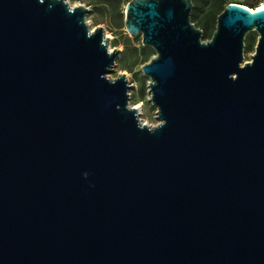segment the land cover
<instances>
[{
    "label": "water",
    "instance_id": "water-1",
    "mask_svg": "<svg viewBox=\"0 0 264 264\" xmlns=\"http://www.w3.org/2000/svg\"><path fill=\"white\" fill-rule=\"evenodd\" d=\"M193 6H126L150 126L87 7L0 0V264H264V7Z\"/></svg>",
    "mask_w": 264,
    "mask_h": 264
},
{
    "label": "rangeland",
    "instance_id": "rangeland-1",
    "mask_svg": "<svg viewBox=\"0 0 264 264\" xmlns=\"http://www.w3.org/2000/svg\"><path fill=\"white\" fill-rule=\"evenodd\" d=\"M72 7L83 5L89 9L87 21L91 29L103 27L106 36L109 38L111 50H119V56L113 66V72L109 74L111 79H117L119 75L125 74L130 85L129 104L132 107L142 105L138 110L139 117L143 123L156 126L160 120L157 108L150 101L151 91L149 83L151 78L145 75L143 66L156 56V51L150 46H144L142 34L132 37L125 27L126 6L131 0H66ZM217 0L194 1L192 10V22L203 30L204 40L211 39L217 24V18L221 14L218 10ZM230 3L239 4L249 8H257L264 5L259 0H225L224 6ZM254 33L256 41L259 34ZM250 33V34H251ZM257 44V43H256ZM248 51L245 47V62L251 61L255 53Z\"/></svg>",
    "mask_w": 264,
    "mask_h": 264
},
{
    "label": "trees",
    "instance_id": "trees-1",
    "mask_svg": "<svg viewBox=\"0 0 264 264\" xmlns=\"http://www.w3.org/2000/svg\"><path fill=\"white\" fill-rule=\"evenodd\" d=\"M194 1H197V0H194ZM224 2H225V0H217V2L215 3V4H218V10H221V13L224 11V9L226 7V6H224ZM256 43H257V41H256V37H255L254 33L249 34L246 38V49L248 51L253 50L254 46H256Z\"/></svg>",
    "mask_w": 264,
    "mask_h": 264
},
{
    "label": "bare ground",
    "instance_id": "bare-ground-1",
    "mask_svg": "<svg viewBox=\"0 0 264 264\" xmlns=\"http://www.w3.org/2000/svg\"><path fill=\"white\" fill-rule=\"evenodd\" d=\"M246 7V6H245ZM264 6H260V8H263ZM247 9H249L250 11H253L255 10V8H249V7H246ZM259 8V7H258ZM135 108H137L138 110H142V105H139V106H136Z\"/></svg>",
    "mask_w": 264,
    "mask_h": 264
},
{
    "label": "built area",
    "instance_id": "built-area-1",
    "mask_svg": "<svg viewBox=\"0 0 264 264\" xmlns=\"http://www.w3.org/2000/svg\"><path fill=\"white\" fill-rule=\"evenodd\" d=\"M259 1L264 2V0H259ZM261 6H264V5H261Z\"/></svg>",
    "mask_w": 264,
    "mask_h": 264
}]
</instances>
